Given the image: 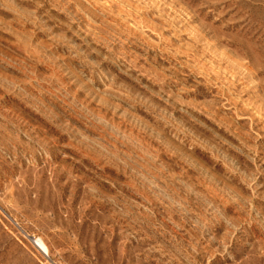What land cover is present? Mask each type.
Wrapping results in <instances>:
<instances>
[{
  "label": "rangeland",
  "instance_id": "374dc122",
  "mask_svg": "<svg viewBox=\"0 0 264 264\" xmlns=\"http://www.w3.org/2000/svg\"><path fill=\"white\" fill-rule=\"evenodd\" d=\"M0 264H264V0H0Z\"/></svg>",
  "mask_w": 264,
  "mask_h": 264
},
{
  "label": "bare ground",
  "instance_id": "6f19581e",
  "mask_svg": "<svg viewBox=\"0 0 264 264\" xmlns=\"http://www.w3.org/2000/svg\"><path fill=\"white\" fill-rule=\"evenodd\" d=\"M39 242L42 244V242L39 240ZM42 246H44L43 244H42Z\"/></svg>",
  "mask_w": 264,
  "mask_h": 264
}]
</instances>
